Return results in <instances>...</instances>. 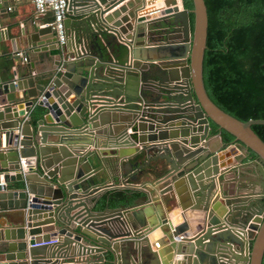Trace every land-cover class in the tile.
Segmentation results:
<instances>
[{
    "label": "water",
    "instance_id": "1",
    "mask_svg": "<svg viewBox=\"0 0 264 264\" xmlns=\"http://www.w3.org/2000/svg\"><path fill=\"white\" fill-rule=\"evenodd\" d=\"M121 1L68 0L58 69L0 77V264H262L264 141L251 126L264 119L242 121L209 97L204 0H127L104 15ZM41 26L14 59L57 45ZM231 145L243 155L224 161ZM115 189L121 201L99 200ZM174 200L175 225L160 209Z\"/></svg>",
    "mask_w": 264,
    "mask_h": 264
},
{
    "label": "trees",
    "instance_id": "2",
    "mask_svg": "<svg viewBox=\"0 0 264 264\" xmlns=\"http://www.w3.org/2000/svg\"><path fill=\"white\" fill-rule=\"evenodd\" d=\"M204 2L208 27L202 71L209 97L242 121L264 119V0ZM183 5L191 9L192 1L183 0ZM251 127L264 141V125ZM222 138L233 140L224 130ZM123 198V192L113 193L110 206Z\"/></svg>",
    "mask_w": 264,
    "mask_h": 264
},
{
    "label": "crops",
    "instance_id": "3",
    "mask_svg": "<svg viewBox=\"0 0 264 264\" xmlns=\"http://www.w3.org/2000/svg\"><path fill=\"white\" fill-rule=\"evenodd\" d=\"M8 2L10 9L6 10V15L2 19H0V28L4 30L5 34L2 35V37H7L5 39H2L0 41V77L2 79H11V70L16 69L17 70V76H27V69L26 64L29 65V69L31 70L32 74L34 76H40L43 74H50L51 72H54L58 69V65L62 62V57L64 55L63 49H61L58 45H48L49 47H54L51 50L44 51V52H32V53H26L25 59L17 58L14 59V56L17 54H21V52H28V48L26 49L24 41L26 37H29V33L31 32L32 26L37 25L41 26L44 24H48L51 19L52 15L50 12H47L43 15H38L35 12L32 0H5ZM127 0L121 1L117 5L111 7L108 11L104 13V15L109 14L113 10H116L121 4H124ZM179 1V0H178ZM4 1L0 0V3L2 4ZM155 6L159 7L162 6V0L159 2H156L154 4ZM7 7V8H8ZM149 17L152 19L153 13H148ZM157 15V14H156ZM68 16V15H67ZM73 19H75V16H71ZM42 27V26H41ZM113 119L109 117L107 119V124H112ZM116 124H123L119 118L116 119ZM115 124V123H113ZM112 124V126H113ZM108 125V126H109ZM127 132H130V128L127 130ZM211 145L213 148H217L221 145V139L217 136L212 137L211 139ZM228 151L225 152V156L223 155L224 161H236L238 160L242 155L241 148L236 147V145H231L228 147ZM245 161V160H242ZM156 177V175L153 174H144L140 177H138L137 182H147L149 180H152ZM16 183L18 182H10L9 187L17 186ZM148 188V186H146ZM124 189H115L111 191L103 192L99 200L106 199L107 196L111 197L113 193L115 192H123L125 194ZM133 193V197H137L142 194L140 191H130L129 193ZM213 198V195L212 197ZM161 206V205H159ZM221 207V206H220ZM216 209V213L220 209ZM162 214H164L167 219L171 220L172 224L175 225L178 222L182 220L181 218V210L179 207V204L177 200H174V202H171L168 206H163L160 208ZM170 209V210H169ZM193 212L191 210H185V217L188 222V234L189 236H193L196 233H198L199 229H196V223L194 221ZM217 215H219L217 213ZM148 219V218H147ZM200 219V218H199ZM45 217H40V222H44ZM48 234L40 233V235ZM162 236V232L159 228L154 230L152 233L148 235L150 243H157L160 237ZM161 248V247H160ZM28 261V259H26Z\"/></svg>",
    "mask_w": 264,
    "mask_h": 264
},
{
    "label": "built area",
    "instance_id": "4",
    "mask_svg": "<svg viewBox=\"0 0 264 264\" xmlns=\"http://www.w3.org/2000/svg\"><path fill=\"white\" fill-rule=\"evenodd\" d=\"M32 3L38 15L51 13L52 19L48 24L55 33L57 45L63 49L66 40L64 20L68 13V0H32Z\"/></svg>",
    "mask_w": 264,
    "mask_h": 264
}]
</instances>
